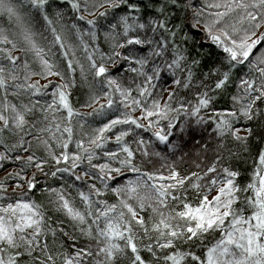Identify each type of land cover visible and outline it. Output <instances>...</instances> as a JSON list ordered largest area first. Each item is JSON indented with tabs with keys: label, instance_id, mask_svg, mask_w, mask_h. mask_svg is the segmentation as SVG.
<instances>
[{
	"label": "snow or ice",
	"instance_id": "6c2138e0",
	"mask_svg": "<svg viewBox=\"0 0 264 264\" xmlns=\"http://www.w3.org/2000/svg\"><path fill=\"white\" fill-rule=\"evenodd\" d=\"M0 171V264H264V0H0Z\"/></svg>",
	"mask_w": 264,
	"mask_h": 264
},
{
	"label": "trees",
	"instance_id": "16d2710c",
	"mask_svg": "<svg viewBox=\"0 0 264 264\" xmlns=\"http://www.w3.org/2000/svg\"><path fill=\"white\" fill-rule=\"evenodd\" d=\"M49 39H51V37H49ZM53 79L55 80V78H53ZM41 83L44 84V83H47V82L42 80ZM165 98H166V94H165ZM84 99H85V97L81 95V96H79V102H77V96H73L72 100H73L74 106L77 107V108H80V103H83ZM220 106H223V104L220 105ZM81 110L82 111H90L89 109H81ZM137 115H138V113H137ZM144 135L147 138L150 135V133H145ZM189 147H191V144H189ZM159 149L162 150L163 149V145H159ZM193 167H194V165H193ZM245 167L248 168V169H250L252 167V159L251 158H249L247 160V164L245 165ZM10 169H12L14 171L15 170V166H11V167L8 168V170H10ZM3 173H4L3 171H0V174H3ZM4 176H5V173L3 174V176L0 177V180H2L4 178Z\"/></svg>",
	"mask_w": 264,
	"mask_h": 264
},
{
	"label": "rangeland",
	"instance_id": "374dc122",
	"mask_svg": "<svg viewBox=\"0 0 264 264\" xmlns=\"http://www.w3.org/2000/svg\"><path fill=\"white\" fill-rule=\"evenodd\" d=\"M8 171H13L12 169L8 170ZM4 174V173H3ZM3 174H0V177L3 176Z\"/></svg>",
	"mask_w": 264,
	"mask_h": 264
}]
</instances>
